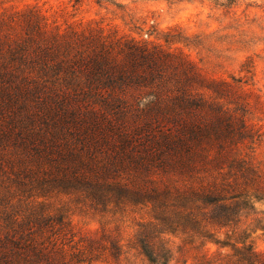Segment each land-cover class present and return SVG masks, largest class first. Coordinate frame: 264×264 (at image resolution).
I'll return each instance as SVG.
<instances>
[{
  "label": "trees",
  "instance_id": "obj_1",
  "mask_svg": "<svg viewBox=\"0 0 264 264\" xmlns=\"http://www.w3.org/2000/svg\"><path fill=\"white\" fill-rule=\"evenodd\" d=\"M25 21L20 39L0 32V156L6 157H0V184L13 192L38 188L44 199L61 189L82 190L102 201L98 187L104 184L98 179L116 173L118 166L112 158L98 167L92 149L116 150L109 154L121 149L131 158L133 134L149 138L146 148L160 145L157 156H179L182 150L191 155L190 142L205 138L208 224L192 213L156 214L131 247L149 264L180 263L182 256H187L183 264L188 258L196 264H218L217 256L223 259L219 264H264V256L246 236L248 228L239 230L247 209L255 210L264 200V177L239 150L242 141L254 135L241 115V98L233 110L219 101L234 92L232 85L207 80L189 60H176L178 56L159 46L102 29L50 31L38 13ZM6 24L1 18L0 27ZM28 99L57 106L54 122L39 128L42 124L27 108ZM130 123L135 124L132 131ZM108 132L120 138L117 146ZM147 154L154 157L150 150ZM221 232L226 239L217 238ZM183 234L191 241L176 246ZM193 234L202 238L201 248L191 239ZM75 238L63 210H51L46 200L28 196L14 201L0 192V264H91L107 250L102 238ZM207 242L229 251L211 255L208 249L207 254L202 251ZM111 245V255L118 260L123 246L116 240Z\"/></svg>",
  "mask_w": 264,
  "mask_h": 264
},
{
  "label": "rangeland",
  "instance_id": "obj_2",
  "mask_svg": "<svg viewBox=\"0 0 264 264\" xmlns=\"http://www.w3.org/2000/svg\"><path fill=\"white\" fill-rule=\"evenodd\" d=\"M32 13H38L50 31L102 29L105 34L159 46L178 56L176 60H189L207 80L229 82L234 92L219 101L233 110L241 98L244 110L241 115L245 116L254 135L244 139L239 150L243 156H250L264 177V0H0V19L8 21L0 27V32L20 39L27 29L25 20ZM179 77L187 86L183 71ZM204 97L208 100V94ZM27 101L30 103L27 108L42 124L39 128H43L45 122H54L57 106H41L33 99ZM206 115L208 126V109ZM134 125L130 123L129 130L132 131ZM108 137L115 146L119 144L118 135L108 132ZM156 138L162 139L161 136ZM148 140L132 134L128 146L131 158L121 149L118 154H109L114 149L105 146L92 149L97 155L98 167L110 163L112 158L118 166L116 173L109 177H96L98 183L104 184L98 187L100 194H104L102 201L94 200L82 190L67 193L54 190L47 199L40 196L38 188L28 193L13 192L0 184V192L14 201L32 196L39 201L46 200L51 210H63L76 241L102 238L107 250L91 264H149L131 246L142 226L154 221L156 214L192 213L203 220L202 224H208V203H205L208 199V139L190 142L191 155L182 150L179 156L165 152L162 157L157 156L160 145L149 144L146 148ZM6 150L14 155L10 153L12 148ZM147 150L154 157L148 156ZM215 151L212 149L211 154L218 156ZM0 157L4 158L5 154ZM223 166L228 170L226 164ZM194 192L200 195L195 197ZM255 206V210L247 209L242 216L239 230L248 228L246 236L264 256V200ZM187 236L180 235L176 246L182 247L191 241ZM217 238L224 240L226 235L217 233ZM191 239L201 248L202 238L195 234ZM111 240L123 246L118 260L111 255ZM208 249L211 255L229 251L207 242L202 251L208 254ZM180 258V263L174 260L169 264H183L187 256ZM217 259L218 264L223 260L219 256ZM186 264H196V260L188 258Z\"/></svg>",
  "mask_w": 264,
  "mask_h": 264
}]
</instances>
